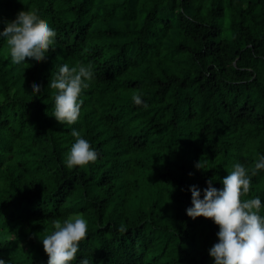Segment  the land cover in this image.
I'll return each mask as SVG.
<instances>
[{
    "label": "trees",
    "instance_id": "16d2710c",
    "mask_svg": "<svg viewBox=\"0 0 264 264\" xmlns=\"http://www.w3.org/2000/svg\"><path fill=\"white\" fill-rule=\"evenodd\" d=\"M21 10L56 39L47 60L21 66L0 40V255L47 264L39 236L83 214L78 259L212 264L219 225L187 214L190 186L220 188L235 161L252 168L264 153V0H0V30ZM81 62L96 78L67 125L47 85L55 66ZM33 83L46 89L35 97ZM72 127L99 155L69 169ZM253 194L264 201V169L241 198Z\"/></svg>",
    "mask_w": 264,
    "mask_h": 264
},
{
    "label": "clouds",
    "instance_id": "9594fccd",
    "mask_svg": "<svg viewBox=\"0 0 264 264\" xmlns=\"http://www.w3.org/2000/svg\"><path fill=\"white\" fill-rule=\"evenodd\" d=\"M5 23L0 30V40L8 47L12 64L32 65L49 58L56 29L38 13L21 10L15 19ZM55 67L47 85V88L56 90L52 93V115L62 123L73 125L79 119L84 102L82 91L96 78V69L90 62L73 66L61 63ZM45 89L42 83H33L30 93L36 97ZM132 99L136 105L147 107L142 93H134ZM71 134L75 140L65 154L64 164L72 169L97 160L98 149L82 135L81 130L72 127ZM195 167L207 170L202 159L195 162ZM261 169H264V153L258 154L252 168L235 161L228 175L222 177L223 186L220 188L213 183L214 178H209L203 189L196 184L190 186L192 204L187 208V214L193 219L201 215L212 218L219 225L216 233L219 239L208 250L212 264H264V201L257 194L241 198L252 190L253 177ZM52 223L54 230L38 235L49 254L47 264H73L74 261L76 264H95L87 254L78 259V253H83L81 242L89 236L88 221L83 214L63 220L57 218ZM33 235L37 236V233ZM0 264H13V261L0 255Z\"/></svg>",
    "mask_w": 264,
    "mask_h": 264
}]
</instances>
